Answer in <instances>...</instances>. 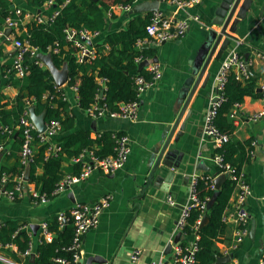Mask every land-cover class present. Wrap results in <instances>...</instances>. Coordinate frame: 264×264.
<instances>
[{
    "label": "crops",
    "instance_id": "1",
    "mask_svg": "<svg viewBox=\"0 0 264 264\" xmlns=\"http://www.w3.org/2000/svg\"><path fill=\"white\" fill-rule=\"evenodd\" d=\"M10 2L14 5L13 8L24 13L21 23L24 29L38 18L45 19L44 13L51 4L49 2L42 7H34L30 6L28 0ZM218 5V0H200V3L191 8L177 9L170 0H161L160 12L164 16L177 19L197 16L200 22L192 20L186 36L181 39L168 41L160 46L144 42V48L149 45L157 49L156 57L162 68V78L156 86L139 97L140 108L135 120L108 116L92 119L86 111L79 108L76 91L66 87L67 85L62 87L71 104L67 112L76 116L75 128L91 130L93 138L101 132L124 134L131 141L132 151L125 166L116 173L93 172L47 204L33 205L27 198L18 201L0 199V219L25 223L28 227L24 230L32 233V253L29 256L32 257L33 254L36 258L41 239V229L36 235L31 229L33 220H49L69 212L77 203L94 204L104 196L111 195L99 225L84 238L81 263L88 264L91 260L92 263L90 261L89 264H172V254L167 255L165 251L175 233L182 208L189 201L192 179L195 176H213L217 170L213 161L216 145L204 134L203 128L206 113L217 96V76L221 64L231 51H235L241 56L249 55L252 72L258 78V87L262 89L263 96L247 97L235 108L236 116L231 117L236 125V137L241 141L250 140L253 145L251 161L244 166V173L252 190L245 204L249 213L248 236L236 245L238 227L233 221H229L225 238L215 243V250L222 256L232 255L229 264L261 263L264 255V0L257 1L252 9L253 17L242 20L233 33L229 29L236 18V14L234 15L227 29L232 43L225 55L219 61L213 57L189 103L186 104L187 98L181 103L183 89L192 72L195 57L206 41L208 31L221 30L212 24ZM113 13L114 16L108 19L106 32L126 29L133 16H137L129 15V10L122 5L115 6ZM147 14L140 15L144 17ZM21 32L20 27H16L10 35H20ZM104 36V33L94 36L92 45L102 43ZM13 52L5 34L1 35L0 72ZM34 60L38 59L34 57ZM145 68L148 69V66ZM208 75L210 79L206 87L202 88ZM3 94L7 101H14L18 90L5 87ZM185 104L186 112L178 123ZM189 113L191 117L186 123V130L176 142L175 139ZM261 114V117H255ZM177 123L175 134L159 166L169 168L170 172L176 171L175 175L170 181L166 179L148 187L151 161L157 158L156 151L163 149ZM1 160L2 157L0 163ZM200 162L208 170H198ZM71 192L74 194L72 198L69 195ZM169 196L176 200V205L168 202ZM236 196L235 191L226 215L234 210ZM12 249L15 252L14 247ZM135 250H141L142 254L140 260L133 263L131 256ZM2 255L11 262L24 264V256L23 262H16L12 255Z\"/></svg>",
    "mask_w": 264,
    "mask_h": 264
},
{
    "label": "trees",
    "instance_id": "2",
    "mask_svg": "<svg viewBox=\"0 0 264 264\" xmlns=\"http://www.w3.org/2000/svg\"><path fill=\"white\" fill-rule=\"evenodd\" d=\"M144 0H28L30 6L42 7L51 2L45 19H37L24 29L21 26L24 13L17 14L10 0H0V36L7 27V20L11 18L19 22L20 35L17 39L26 40L30 46L41 53H51L54 64L62 68L68 64L70 74L66 87L76 88L77 104L81 110H89L100 100L110 112H120L122 105L138 100V85L136 78L144 76L151 78V73L145 67L139 69L142 60H150L157 56V49L149 46L144 48V42L149 41L148 27L151 24L153 13L133 16L126 29L118 32H106L108 13L118 5L133 6ZM58 13L57 15H55ZM69 31L81 34L83 31L95 35L104 33L102 43L94 46V57L78 60L80 47L68 37ZM148 43V42H146ZM58 48V52L54 49ZM246 60V56L242 55ZM251 64L250 57L247 60ZM28 74L23 78H14L10 69L13 66V56L2 66L0 76V194L2 190H13L17 180L24 177L29 167L30 180L36 189L49 197L57 189L60 182L69 174L78 176L83 169V163H76L74 159L86 153L96 154L99 158H106L116 154L115 134L101 132L92 137L91 130L75 128V114H70V102L65 96L63 88L57 87L50 71L34 57H26ZM251 66V65H250ZM8 75L12 79H5ZM99 79H105V89ZM5 87H14L18 95L14 101H7L3 94ZM258 78L248 73V77L241 79L236 71L232 70L227 76L222 95L223 100L217 108L213 124L221 133L228 136V140L220 147H216L214 156H221L223 163L231 167L232 177L243 175L244 166L251 161L253 154L252 141H241L236 135V125L231 118L232 111L241 105L247 97H262L258 92ZM104 91L103 99L99 96ZM99 98V99H98ZM31 103V106H29ZM29 107H34L36 114L45 111L46 123L52 120L61 122L60 134L41 142L37 131H32L34 137V153L27 163L22 159V148L25 143L24 128L19 126L20 120ZM30 109V108H29ZM28 109V110H29ZM52 144L58 145L60 150H49ZM223 169L217 167L215 175H220ZM213 175V176H215ZM209 176V175H205ZM7 182H3V178ZM214 182L208 178H198L196 191L200 201L208 202L213 199ZM236 180L227 179L220 190L219 196L213 205L205 211L200 206L190 210L187 223L184 227L181 245L189 246L195 235L198 250L194 264H229L217 262L222 254L215 250V243L225 238L227 223L224 221L231 206V199L235 192ZM209 200V201H208ZM70 220L64 228H60L57 216L47 220L49 230L55 234L51 242L43 236L37 249L34 260L27 252L32 246V233L24 230L25 223L14 220L0 219V256L2 253L12 255L16 262L25 257L24 264H58L56 259L63 258L68 262L74 260L75 252L71 250L75 236V227L70 212H66ZM209 222L200 227L199 221L204 216ZM12 245V248L9 247ZM8 259V258H6ZM0 264H7L0 260ZM264 264V255L262 258Z\"/></svg>",
    "mask_w": 264,
    "mask_h": 264
},
{
    "label": "built area",
    "instance_id": "3",
    "mask_svg": "<svg viewBox=\"0 0 264 264\" xmlns=\"http://www.w3.org/2000/svg\"><path fill=\"white\" fill-rule=\"evenodd\" d=\"M172 5H174L177 9H187L191 8L194 5L200 3V0H170ZM125 9L130 10L131 7L123 6ZM17 14H21L20 10H16ZM56 13L55 15H57ZM108 16H112V12L108 13ZM194 20L200 22L199 17L191 16L185 19H177L174 17H166L160 11L154 12L151 24L148 27V32L150 34L149 43L154 46H160L163 43L168 41H173L177 39H181L186 36L190 22ZM7 27L16 28L19 26V22L12 20L9 18L7 20ZM4 32L1 34L3 35ZM99 34V33H98ZM98 34H91L90 32L83 31L81 34H77L76 31H69L68 37L70 40H74L75 44L80 47V52L78 60L81 62L83 59L94 57L95 49L94 46L88 44L86 41L82 39L85 37L87 40H91L92 38ZM6 41L12 45L13 48V66L10 69L12 76L14 78H23L28 74V66L26 65V57L31 55L36 57L38 50L30 46L29 42L26 40H20L15 37V35L5 36ZM58 48L54 49V52H58ZM37 59V58H36ZM38 62L43 65L40 60ZM250 64L247 60H244L241 55L237 52H230L228 57L222 62L218 76H217V102H213V104L208 109L205 116V123L203 132L204 134L216 145V147L222 146L224 142L228 140V136L221 133L217 128H215L213 121L214 116L216 115L217 108L223 100L222 90L224 84L227 80V76L230 71L234 70L238 73L239 78L244 79L248 77V66ZM148 70L151 73V78L146 79L144 76H138L136 78V83L138 85V100L126 103L122 105V110L120 112H110L107 107L98 100L89 110H86L87 115L92 119H98L103 117H119V118H127L131 120H135L138 116L140 102L139 97L146 92L148 89L153 88L162 78V68L161 65L157 63H152L148 66ZM5 79H12L8 75L4 76ZM99 82L102 83L103 88L105 89V79H99ZM76 91V88H73ZM104 92V91H103ZM104 97V95H103ZM99 96L100 99H103ZM98 98V99H99ZM31 106V103L30 105ZM31 109V107H29ZM28 108V109H29ZM26 110L23 114L20 125L24 128L25 134V143L22 148V159L24 163H27L34 153L33 150V142L34 137L32 135V131H37L34 122L30 116V109ZM237 112L236 109L232 111L231 117L234 118ZM261 115L255 116L256 118L261 117ZM61 131V122L58 120H52L49 124L47 123V130L44 134H39L41 136V142H47L53 137L60 134ZM116 140V154L114 156H109L106 158H99L96 154L86 153L74 159L76 163H83L82 172L78 176H67L65 177L57 189L53 192L52 196L49 197L47 195H43L37 189L35 184L26 182L24 177H21L17 180V183L13 190H2L0 194V199L5 198L9 201H18L23 199H29L33 205H42L49 203L52 199L56 198L60 194L68 191V189L79 183L81 180L89 177L91 173L99 171L104 174H114L118 170L122 169L128 157L132 151L131 149V141L126 135H117L115 134ZM60 150V147L56 144H52V148L49 150ZM213 161L217 167L223 169V172L219 174H230V178L236 180V188L235 191L237 193L234 210L226 215L224 221L228 223L229 221H233L237 227V238L236 245L242 243L244 239L248 236V222H249V213L246 209V201L248 197L252 194L251 187L248 183L245 182L243 175L237 177H232L231 167L228 164L223 163V158L221 156H214ZM218 176V175H217ZM208 178L214 179L216 176H195L192 179L191 184V194L188 203L182 208L181 215L177 221L175 227V233L172 237L171 244H173L172 248V264H194L195 263V254L198 250L197 241L199 240V236L195 235L194 239L190 242L189 246L183 247L181 245V240L177 243H174L175 237L177 234H180L183 237L184 227L187 223V217L189 216L190 210L194 207L200 206L203 211H205L208 207V202H201L196 191V184L198 178ZM3 182H7V178H3ZM215 189V185L213 186ZM235 193V192H234ZM111 199V195H106L97 201L94 204H82L77 203L74 207L69 211L71 220H73V224L75 227V236L73 245L71 250L75 252L74 260L72 262H68L63 258L56 259V263L58 264H82L81 263V248L86 234L96 228L99 225L100 217L102 212L107 208ZM209 201V200H208ZM168 202L171 205H176V200L169 196ZM67 213H62L57 216L59 227L62 229L66 226V223L70 220L66 216ZM199 221V224H201ZM27 225H24V228H27ZM41 236H43L48 242H51L55 237V234L49 230V223L47 220H44L40 223ZM10 248H13L12 245H9ZM31 250L27 252L28 255H31ZM141 250H135L131 256V261L136 263L140 260ZM0 260L4 261L7 264H17L9 261L8 259L0 256ZM262 264V261L261 263Z\"/></svg>",
    "mask_w": 264,
    "mask_h": 264
},
{
    "label": "water",
    "instance_id": "4",
    "mask_svg": "<svg viewBox=\"0 0 264 264\" xmlns=\"http://www.w3.org/2000/svg\"><path fill=\"white\" fill-rule=\"evenodd\" d=\"M258 0H218L219 5L216 7L214 11V19L212 24L216 27H220L221 30L215 31V30H209L207 39L204 42V44L201 46V48L198 50L197 55L195 57V62L194 66L192 69V72L190 73V76L188 80L186 81V86L183 89V94H182V102L183 103L186 98V104L189 103V100L192 96V94L195 92L197 89L198 85L200 84L202 77L204 76V73L211 62V60L214 59L219 61L223 58L225 55L228 47L232 43L231 36L230 34L227 33V29L232 21V18L236 14V18L233 20L232 26L230 27L229 31L230 32H236L238 25L242 20L245 19H250L253 17V6L257 3ZM160 4L161 0H144L141 2H138L137 4H134L131 9L129 10V15H140L143 13H154L160 11ZM14 7V5H11ZM12 32V28L7 27L4 31L5 36H9L10 33ZM84 41H86L88 44H92L91 40H87L85 37H82ZM149 45H146L145 48H148ZM36 58L40 60L46 68L50 71L55 84L57 87L62 88L63 86L67 85L69 82V74L70 70L68 67V64L65 63L62 68H58L53 61L51 53H38ZM249 59V55L246 56V60ZM158 58L155 57L151 60H144L140 63L139 69L141 70L142 68L149 66L152 63H157ZM248 71L250 74H253L251 66H248ZM210 79V76H207L206 81L204 82L202 88H205L208 80ZM2 84V80L0 78V87ZM262 89H258V92H261ZM188 93H190L188 95ZM104 95V92L102 91L100 94V97L102 98ZM217 98L213 100V102H217ZM186 104L183 106V109L180 112L179 121L183 118L185 112H186ZM30 116L32 121L35 124L36 130L39 134H44L45 131L47 130V123L45 120V111L42 112L41 114H36L34 107L30 109ZM191 117V113H189L186 116L184 124H182L180 132L178 133L175 141L177 142L180 137L183 136L185 130H186V123L188 119ZM175 125L174 128H172L169 137L167 138L163 149L160 151H156V154L158 155L157 158H153L151 161L152 164V169L150 174L148 175L147 179V186L155 185L157 182L168 180L170 181L171 177L175 175V172H170L166 167H159L161 160L167 150V147L170 144L171 139L173 138V135L175 134V131L177 129V125ZM1 159V155H0ZM198 170H208L206 168V165L203 162H200L197 166ZM216 176V175H215ZM230 178V174H220L216 176L214 179V185H215V194L212 200L209 201L208 207L210 208L216 198L220 194V190L222 188L223 183ZM24 180L26 182H29L30 180V172H29V167L27 169V172L24 176ZM70 197L72 198L74 194L71 192ZM43 219V218H41ZM41 220H33L31 224V229L33 233L36 235L38 230L40 229V222ZM209 222V217L206 215L203 217L200 227H204L207 223ZM182 239L180 234H177L174 240V243L179 242ZM173 244H169L166 248L165 254H170L172 252ZM35 255L32 254L31 259L34 260ZM20 260L23 262L24 257H21ZM232 260V255H225V256H219L217 258V262H224V263H230ZM91 260L88 261V264ZM96 262V260L94 261ZM92 263V261H91Z\"/></svg>",
    "mask_w": 264,
    "mask_h": 264
}]
</instances>
